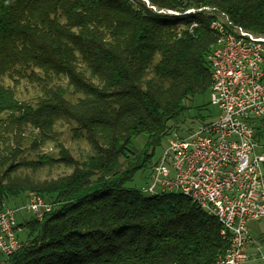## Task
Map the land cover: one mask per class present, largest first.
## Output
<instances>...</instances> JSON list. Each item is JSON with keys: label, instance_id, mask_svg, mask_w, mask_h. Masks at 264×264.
<instances>
[{"label": "trees", "instance_id": "trees-1", "mask_svg": "<svg viewBox=\"0 0 264 264\" xmlns=\"http://www.w3.org/2000/svg\"><path fill=\"white\" fill-rule=\"evenodd\" d=\"M146 2L158 11L215 7L264 36V0H0V123L15 137L0 151V200L33 191L54 206L20 225L25 244L4 264H215L229 248L219 222L189 198L126 187L186 102L211 88L208 21ZM5 78L37 83L41 95L19 101ZM58 120L73 122L93 154L22 158L28 130L40 146L56 138ZM140 135L147 142L136 152ZM60 165L72 172L43 181L20 174Z\"/></svg>", "mask_w": 264, "mask_h": 264}, {"label": "built area", "instance_id": "built-area-1", "mask_svg": "<svg viewBox=\"0 0 264 264\" xmlns=\"http://www.w3.org/2000/svg\"><path fill=\"white\" fill-rule=\"evenodd\" d=\"M190 10H203L209 17L215 38L207 57L209 95L220 115L185 138L175 136L153 165L150 185L139 191L189 198L219 222L222 237L229 241L215 264H252L264 260V244H257L249 227L252 222L264 224V36L237 25L214 7L186 11ZM197 27L190 24L188 30ZM53 209L33 191L21 207L0 200L2 256L10 258L25 244L19 238V213L42 220Z\"/></svg>", "mask_w": 264, "mask_h": 264}, {"label": "rangeland", "instance_id": "rangeland-1", "mask_svg": "<svg viewBox=\"0 0 264 264\" xmlns=\"http://www.w3.org/2000/svg\"><path fill=\"white\" fill-rule=\"evenodd\" d=\"M146 4L149 6L150 3L146 2ZM60 83L64 87H67V80H62ZM3 84L7 87H13L17 99L22 102H35L41 95V90L38 84L27 79H21L18 81V84H15L9 78H5L3 80ZM186 105L188 107L186 112L182 115L178 122L170 124L169 135L165 136L160 145L155 148L153 158L149 162L148 167L136 172L133 179L126 184L127 188L141 190L142 188L148 187L151 183L152 167L159 161L163 152L168 148L170 141L175 138V136L182 138L189 136L192 132L198 130L200 126L215 121L220 115L219 109L211 104L209 94L205 97H199L191 101H187ZM73 128H75V124L73 122L58 120L55 126V131L57 132L56 138L45 141L40 146L33 144V140L37 137V133L32 129L28 130L27 137L24 142V153L21 157L25 158V160H35L39 155H49L58 159L62 149H67L77 160L82 161L87 159L93 154V150L85 139L74 136L72 131ZM14 139L15 137L12 134L10 135L5 131V124L0 123V151L4 149L5 142L8 143V146L10 147L12 144L15 146L13 143ZM16 140L18 141V138ZM146 142L147 137L140 135L133 140L131 149L133 151L140 152L144 149ZM71 172L72 170L65 165L51 168L45 167L38 172H32L29 169L20 170V174L34 177L37 181L56 179L60 176L68 175ZM25 202L26 196L22 195L19 199L11 201L10 205H14V207H21L25 204ZM32 218L33 215L26 212L21 214L19 213L17 215V220L20 225ZM249 227L251 229L252 236L257 241V244H264V224L262 222H252L249 224ZM19 238L22 241L26 240L27 232L24 228H22ZM4 261L5 258L0 253V263L4 264ZM252 264H264V260H257Z\"/></svg>", "mask_w": 264, "mask_h": 264}, {"label": "bare ground", "instance_id": "bare-ground-1", "mask_svg": "<svg viewBox=\"0 0 264 264\" xmlns=\"http://www.w3.org/2000/svg\"><path fill=\"white\" fill-rule=\"evenodd\" d=\"M214 10L216 12H219V13H224L215 7H214ZM162 14L175 15V16H179V17H185V16H189V15H199V17L201 19H205L209 23V17L206 16V13L203 12V10H190V11L177 12V13H172V14H169V13H162ZM190 24H198L199 25V22L197 20H193Z\"/></svg>", "mask_w": 264, "mask_h": 264}]
</instances>
